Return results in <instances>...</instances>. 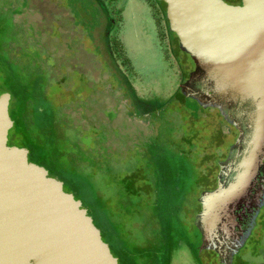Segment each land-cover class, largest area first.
<instances>
[{
  "label": "water",
  "instance_id": "1",
  "mask_svg": "<svg viewBox=\"0 0 264 264\" xmlns=\"http://www.w3.org/2000/svg\"><path fill=\"white\" fill-rule=\"evenodd\" d=\"M160 1L191 69L180 93L215 109L236 131L214 187L197 198V255L201 264H256L252 231L264 201V0ZM8 101L1 92L0 264H117L87 207L28 161L26 148L6 144Z\"/></svg>",
  "mask_w": 264,
  "mask_h": 264
},
{
  "label": "rangeland",
  "instance_id": "2",
  "mask_svg": "<svg viewBox=\"0 0 264 264\" xmlns=\"http://www.w3.org/2000/svg\"><path fill=\"white\" fill-rule=\"evenodd\" d=\"M224 1L233 4L236 0ZM96 3L104 15L101 25L93 31V39L79 22L72 23L73 27L67 29L71 38L68 46L73 51L77 72H71L74 76L68 79L67 86L42 78L49 83L47 97L59 105L93 93L90 100L99 109L102 102L109 101L98 92L107 87L116 88L117 79L120 80L131 106L120 104L118 110L109 108L106 123L120 128L123 125L130 129V134L109 150L114 170L107 177L88 168L80 171L88 173L87 179L104 199L107 198L105 204L108 206L114 201L110 198L115 190L108 180L111 177L135 171L139 177L156 176V202L177 212L184 227L183 235L176 231L172 233L175 243L169 249L167 264H199L195 257L199 234L193 226V218L199 210L197 198L200 191L214 187L217 163L226 156L236 131L225 125L215 109L202 108L176 90L179 80L191 69L184 67L186 70L183 69L181 74L177 68L174 57L179 48L176 36L170 38L164 19V3L155 0H96ZM7 14L0 11V22L5 27ZM52 27L57 33V22ZM63 47L67 46L62 40L55 48L61 54ZM68 58L62 55L60 61ZM166 59L174 65L173 77ZM178 59L182 63L186 58L179 52ZM186 62L190 63L189 60ZM2 72L0 69V90L4 86L11 93L8 113L13 118L16 109H25L24 103L18 100L16 86L2 84ZM28 80L23 77V81ZM224 125L225 131L219 133ZM18 141V138H11L8 130L6 144L18 145ZM151 185L152 181H140V191L147 192ZM121 220L124 222L126 218ZM252 238L256 243L253 249L258 251L255 262L264 264V202L255 217Z\"/></svg>",
  "mask_w": 264,
  "mask_h": 264
},
{
  "label": "trees",
  "instance_id": "3",
  "mask_svg": "<svg viewBox=\"0 0 264 264\" xmlns=\"http://www.w3.org/2000/svg\"><path fill=\"white\" fill-rule=\"evenodd\" d=\"M97 5L96 0H0V11L8 13L7 26L0 22L2 84L16 86L18 100L23 101L25 108L16 109L13 118L9 116L11 138H18L16 146L27 149L28 161L43 166L48 175L62 182L64 191L87 207L92 223L117 264H167L169 249L175 243L172 233L182 234L184 227L177 212L156 202L158 178L139 177L136 171L107 178L115 188L110 196L114 201L108 206L107 198L87 179L88 173L80 171L88 168L107 177L114 170L109 150L130 134V129L123 125L120 128L113 122L114 125L106 123L109 108L118 110L120 104L131 106L120 80L117 79L116 88L98 92L109 101L102 102L99 109L90 100L93 93L55 105L46 94L49 83L42 81L49 78L67 86L74 76L71 72L78 68L68 46L71 38L67 29L79 22L92 38L104 15ZM54 22L59 27L58 34L54 33ZM62 40L67 47L59 48L60 54L55 47ZM62 55L69 58L60 61ZM24 76L29 80L23 81ZM3 87L0 93L9 94ZM225 125L219 133L225 131ZM143 180L152 181L147 192L140 191L139 183ZM114 214L126 220L122 222Z\"/></svg>",
  "mask_w": 264,
  "mask_h": 264
},
{
  "label": "flooded vegetation",
  "instance_id": "4",
  "mask_svg": "<svg viewBox=\"0 0 264 264\" xmlns=\"http://www.w3.org/2000/svg\"><path fill=\"white\" fill-rule=\"evenodd\" d=\"M156 1V0H155ZM157 1H159V0H157ZM240 2H239V0H236L233 4H239ZM168 32H170L169 30H168ZM170 35V38L172 37V35H174V33H171V34H169ZM179 52H181L180 50H177L176 51V54H175V60H176V63H177V68L179 69V72L182 74V70L184 69V70H186L185 68V64H183V62L181 63L180 61H179V59H178V55H179ZM167 60V59H166ZM174 66V65H173ZM173 66H172V63L171 62H169V60H167V68L168 69H170L171 71H170V75H172L171 77H173L174 76V74H175V72H174V68H173ZM185 67V68H184ZM183 70V71H184ZM188 76V75H187ZM187 76H185V78H181L180 80H179V82L177 83V91H179V87H178V85H179V83H181V82H183L186 78H187ZM170 77V78H171ZM180 92V91H179ZM161 108V107H160ZM159 108V109H160ZM158 109V110H159ZM155 111V110H154ZM149 113H152V112H149ZM264 202V201H263ZM263 204V203H262ZM262 206V205H261ZM259 212V211H258ZM256 217V216H255ZM254 220H255V218H254ZM183 249V248H182ZM197 251L195 252V257H196V261H198L199 262V264L201 263L200 262V259H199V257L197 256ZM209 260L211 261V262H215V258H209Z\"/></svg>",
  "mask_w": 264,
  "mask_h": 264
}]
</instances>
